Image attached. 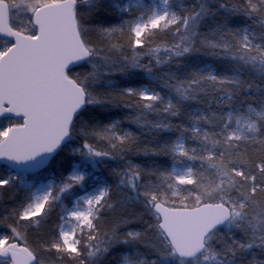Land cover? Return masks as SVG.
Here are the masks:
<instances>
[{
	"label": "snow or ice",
	"instance_id": "6c2138e0",
	"mask_svg": "<svg viewBox=\"0 0 264 264\" xmlns=\"http://www.w3.org/2000/svg\"><path fill=\"white\" fill-rule=\"evenodd\" d=\"M0 264H264V0H0Z\"/></svg>",
	"mask_w": 264,
	"mask_h": 264
}]
</instances>
